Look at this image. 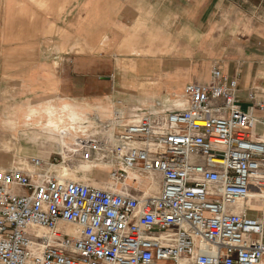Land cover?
Here are the masks:
<instances>
[{
  "label": "crops",
  "instance_id": "0c3cea01",
  "mask_svg": "<svg viewBox=\"0 0 264 264\" xmlns=\"http://www.w3.org/2000/svg\"><path fill=\"white\" fill-rule=\"evenodd\" d=\"M214 66L238 80L240 109L264 116L257 106L264 103V0H0V138L33 153L9 167H31L33 157L48 162L37 153L53 118L98 123L79 130L66 146L53 142L52 153H61L67 165V155L83 149L79 138L110 141L146 116L162 123L170 112L188 108L187 85L210 83ZM250 132L264 140L263 124ZM95 160L103 181H77L110 186L115 160L105 152ZM133 176L148 186L138 187ZM161 187L159 173L134 171L117 189L143 196L157 195ZM9 191L25 190L12 184ZM252 193L235 211L259 217L264 186Z\"/></svg>",
  "mask_w": 264,
  "mask_h": 264
},
{
  "label": "built area",
  "instance_id": "2783aa9c",
  "mask_svg": "<svg viewBox=\"0 0 264 264\" xmlns=\"http://www.w3.org/2000/svg\"><path fill=\"white\" fill-rule=\"evenodd\" d=\"M211 75L162 123L146 116L113 140L78 139L115 160L110 186L62 179L36 157L0 169V264H264V208L235 211L264 186V140L250 132L264 116L240 109L236 78ZM134 171L159 173V194L119 191Z\"/></svg>",
  "mask_w": 264,
  "mask_h": 264
},
{
  "label": "rangeland",
  "instance_id": "374dc122",
  "mask_svg": "<svg viewBox=\"0 0 264 264\" xmlns=\"http://www.w3.org/2000/svg\"><path fill=\"white\" fill-rule=\"evenodd\" d=\"M176 101L174 102L175 105ZM154 110V112L160 111L163 108L167 109L170 108L171 106H162L161 108L158 109L157 106H152ZM79 118V121L81 122V126H78L75 130V134L76 137L78 136V131L79 130H86L89 127H93V126H97L98 123L95 120H92V118H88L87 120L83 121L84 118ZM59 120L58 119H51L50 121H55L57 122ZM70 124V123H69ZM68 124V127L70 126ZM101 125V123H100ZM45 127H50L48 126V124H46ZM56 129V128H55ZM48 134H45L44 138L48 141H44V143L41 144L42 146V150L37 153V155L42 156V158H44L45 160H47L49 163H52L54 166H50L47 165V167L51 168L52 171L57 170L58 174L60 176H62V170L60 169L61 167L66 166L67 168V175L65 176V178H70L72 180H83V181H88L90 180L91 182H98V181H103V171H96L97 168L95 169L94 166L96 164L95 159L97 158H101L103 155V152L99 151L98 148L96 146H92V148L88 149L89 147H82L83 149H81V151L77 152L76 154H70L67 155L66 161H68L67 163H63V156L61 153L57 154V153H52L53 150H55V145L53 143V141H51L48 137ZM99 139V138H98ZM29 141H32V139H28ZM28 141V142H29ZM34 141V140H33ZM35 142V141H34ZM12 145L9 142L8 138H0V167H9L13 164V159L19 158V159H24V157H28V156H32L33 153H26V151L22 149L19 150H14V147L12 149V147L10 146ZM90 150V151H89ZM89 154V156L87 157V155ZM74 155L75 158L74 159H70L69 158ZM90 159V160H89ZM89 160V161H87ZM91 165V166H90ZM56 168V169H55ZM47 169V168H46ZM97 180H95V179ZM135 179H140L139 181H137V186L139 187H143L146 188L148 186V182L146 179H142L136 176L132 177V180ZM99 187H103V184H99ZM254 204L259 205V203L257 201H253ZM66 229L65 226L62 227V230L64 231Z\"/></svg>",
  "mask_w": 264,
  "mask_h": 264
},
{
  "label": "bare ground",
  "instance_id": "6f19581e",
  "mask_svg": "<svg viewBox=\"0 0 264 264\" xmlns=\"http://www.w3.org/2000/svg\"><path fill=\"white\" fill-rule=\"evenodd\" d=\"M182 105H183V101H176V103H175V106H177L178 108H179V106H182ZM121 110L122 109H118L116 111H118V113L122 114L123 112ZM61 119H62V121H60V118H59V120L57 122H55V121H49L48 126H50V127H44L43 133H44V135L45 134H48L49 135L48 137H49V139L51 141L57 142L60 145L66 146L67 143H68V140H74L75 141L77 139L76 134H75V130H77L76 128L78 126H81L82 124L79 121V118L78 117H72L71 118L72 121L70 122V124L67 123L63 118H61ZM68 124L70 125L69 127H68ZM109 129H110V127H109ZM112 138H114L113 135H112ZM63 153L66 156L65 152H63ZM60 169L62 170V176H61V178L62 179H70V178H65V176L67 175V168H66V166L63 165V167H61ZM139 180L140 179H138L137 181H139ZM262 203H264V202H262Z\"/></svg>",
  "mask_w": 264,
  "mask_h": 264
}]
</instances>
